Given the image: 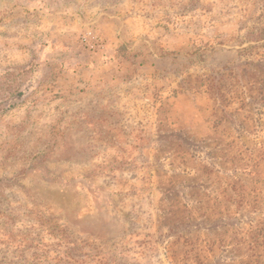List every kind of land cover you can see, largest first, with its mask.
<instances>
[{
    "label": "rangeland",
    "instance_id": "374dc122",
    "mask_svg": "<svg viewBox=\"0 0 264 264\" xmlns=\"http://www.w3.org/2000/svg\"><path fill=\"white\" fill-rule=\"evenodd\" d=\"M32 64L0 260L264 264V0H0V102Z\"/></svg>",
    "mask_w": 264,
    "mask_h": 264
},
{
    "label": "trees",
    "instance_id": "16d2710c",
    "mask_svg": "<svg viewBox=\"0 0 264 264\" xmlns=\"http://www.w3.org/2000/svg\"><path fill=\"white\" fill-rule=\"evenodd\" d=\"M33 67L34 65L32 64L28 69H26L27 76L22 77L21 79L15 77L13 81H9V83H11H8V93L0 102V113L6 112L16 107L17 105L26 102L31 97L35 87L40 82L41 76L36 69H33ZM0 264L9 263L2 259L0 260ZM29 264H65V262H54L53 260L47 257V254L42 255L40 253L33 255V257H31V260L29 261Z\"/></svg>",
    "mask_w": 264,
    "mask_h": 264
}]
</instances>
